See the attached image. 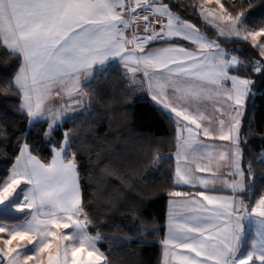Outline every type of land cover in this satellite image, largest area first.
I'll return each instance as SVG.
<instances>
[{"label": "snow or ice", "instance_id": "6c2138e0", "mask_svg": "<svg viewBox=\"0 0 264 264\" xmlns=\"http://www.w3.org/2000/svg\"><path fill=\"white\" fill-rule=\"evenodd\" d=\"M213 3L218 12L205 7ZM180 6L199 9L213 27L226 21L220 36L250 41L264 58V25L248 28L243 11L233 15L221 0H192L188 5L181 0ZM171 7L164 0H0V44L22 61L14 79L0 91L20 96L19 109L29 121L49 118L43 133L48 137L71 106L52 109L46 101L67 96L83 106L82 98L88 97L90 104L92 92L84 89L82 80L93 76L94 66L118 58L133 82L142 73L140 83H147L152 100L176 118L174 183L193 187L198 183L206 190L167 193L184 199L168 202L164 264H170L169 258L175 264H264V194L254 205L245 202L255 187L254 172L251 162L247 169L241 167V144L246 143L241 138L242 117L255 81L230 74L238 65L262 73L264 60L241 61L230 55ZM153 41L166 46L152 47ZM209 101L214 105L223 101L226 108H215L219 117L207 114ZM201 135L228 141V147L214 152L215 146L205 144ZM73 139V131H65L59 143L51 144L50 161L34 155L27 143L20 148L11 175L0 184V206L27 215L22 223L0 222V264H112L97 246L101 234L88 231L93 221L83 202ZM224 166L230 180H221L217 173ZM104 171L111 174L107 167ZM196 173H207L208 178ZM217 183L231 195L209 194L217 191ZM22 185L28 187L16 201ZM252 218L257 238L244 249L245 221ZM68 229L72 231H64Z\"/></svg>", "mask_w": 264, "mask_h": 264}, {"label": "trees", "instance_id": "16d2710c", "mask_svg": "<svg viewBox=\"0 0 264 264\" xmlns=\"http://www.w3.org/2000/svg\"><path fill=\"white\" fill-rule=\"evenodd\" d=\"M182 19L195 24L201 32L216 40L241 61L263 60L259 50L242 39L218 37L204 25L198 9L181 7V0H164ZM192 0H183L188 5ZM201 3L202 0H195ZM233 15L244 12L248 28L264 25V0H221ZM164 43L158 45L163 46ZM251 58V59H250ZM21 63L0 44V89L13 80ZM243 75L255 81L242 117L241 167L252 164L254 177L252 202L264 194V72L247 67ZM92 92L91 103L75 116L57 125L46 138L44 121H29L19 109L21 98L0 91V184L10 176L20 148L27 143L33 154L50 161L51 144L59 143L65 131H73L72 149L76 150L81 175L83 202L93 223L88 231L102 239L98 247L112 264H162V240L166 206L170 191H183L173 183L176 127L173 119L148 98L133 96L117 64L107 65L93 74L83 86ZM159 157V159H157ZM111 174L105 172V168ZM247 179V178H246ZM249 194L245 195L247 201ZM27 213L0 211V222L22 223ZM144 233L143 235L141 233ZM250 238L244 241L249 248Z\"/></svg>", "mask_w": 264, "mask_h": 264}, {"label": "crops", "instance_id": "0c3cea01", "mask_svg": "<svg viewBox=\"0 0 264 264\" xmlns=\"http://www.w3.org/2000/svg\"><path fill=\"white\" fill-rule=\"evenodd\" d=\"M205 7L206 8H214V9H216L217 12L219 11L218 5H215L214 3L213 4H206ZM198 14H199V11H198ZM200 18H201L202 22L204 23V25H206L207 27L212 29L218 37H221V38H224V39H228V40L240 39V38H237V37H234V36L233 37H229L227 35H225V36H220L219 35V28H225L226 24H227L226 21H218L217 23L219 24V28H217V27H213L212 25L208 24L204 20L203 17L200 16ZM165 22H166V18H165ZM201 34L206 36L203 32H201ZM206 37L208 39H211L208 36H206ZM211 40H214V39H211ZM175 42L178 43V44H181L184 47H189V48H194L195 47L194 45H190V43L186 42V41L176 40ZM162 43H164V42L163 41H153L152 42V47H160L158 45H160ZM163 46H166V45H163ZM110 64H117V65L120 66V68L122 70V73H123V76L125 77V79L127 81L128 88H129V90H130V92H131V94L133 96H135L137 98H148L156 107H158L160 110H162L165 114H167L168 116H170L173 119V121L175 123V127H176V145H177L178 141H177V124L175 122L176 118L170 112H168L167 110L163 109V107L161 105L157 104L155 101L152 100L151 95H150V93H149V91L147 89V83L145 82L143 84V86L140 83L144 79L143 78V74L142 73L136 74L135 82H133L132 75L127 73V71L123 68V66L121 65V63H120L118 58L109 60L106 63L105 66L110 65ZM105 66H103V67H105ZM103 67H101L99 65L94 66L93 74H94V72L96 70H99V69H101ZM92 77L82 80V86H85L86 84H88L91 81ZM227 86H229V87L231 86L230 82L228 83ZM82 99L84 101L83 106L75 104L73 102V100L69 99L67 96H61V97L53 96L52 98H50V99H48L46 101V107L52 108V109H60V108H62L65 105H70L71 106L66 111V114L62 117V119L56 121V124L54 125V128L57 125H59L62 121H64L65 119L70 118L72 116H75L77 113H80L82 111V109L84 108V105H85L84 97ZM205 107H206L207 114L210 115V116H215V117H219L220 116V113L216 112L215 108H221V107H225L226 108V106L223 104V101H221V103L215 104V105L213 104V102L209 101V102H206ZM224 119L226 120L227 116H225ZM33 121H44V122L47 123V125L50 122L49 118H45V117H40V118H37L36 120H33ZM213 127L214 128H218V124H214ZM185 135H187V134L185 133ZM199 139L203 140L205 144L214 145L215 146V148L213 150L214 152H218L219 150L227 149L228 144H229L228 141H221L219 139L212 140V139L203 137L202 135L199 137ZM176 151H177V147L175 148V152L173 154L175 167H176ZM193 167H194V165H193ZM11 171H12V169H11ZM229 171L230 170L226 166H224V167L219 168L217 170V173H218V175H220V179L221 180H230L231 177L228 175ZM174 173H175V171H174ZM10 175H11V172H10ZM196 175L208 178V174L207 173H196ZM173 183H174V177H173ZM174 185L176 187H178L179 189L183 188L185 190V192L195 193L197 191H206L205 189L201 188L198 183H197V185L195 187H193L191 185H183V184L177 185L175 183H174ZM217 185H219V186H217ZM217 185H216L217 191H210L209 194H212V195H223V196L231 195L230 189H228L226 187H223L220 183H217ZM27 187H28L27 185H22L21 189H18V192H17V194L14 197V199L16 201L22 200V191L25 190ZM170 199L181 201L184 198H182V197H174V198H170ZM168 202H169V200H168ZM168 202H167V206H166L165 231H164L163 240L165 239V237L167 236V233H168V212H169V203ZM3 209H6L5 206H0V211L3 210ZM8 209H11V210H9L10 212L20 213V212H17L14 208H8ZM6 211H8V210H6ZM163 240H162V242H163ZM161 244H162V250H163V253H164V245H163V243H161ZM27 251L28 252L32 251L31 246H29ZM177 251H179V250H177ZM46 255L47 254H45V260H46ZM164 260H165V257L163 255L162 264H164ZM169 260H170V264H175V261H172L171 258H169Z\"/></svg>", "mask_w": 264, "mask_h": 264}, {"label": "rangeland", "instance_id": "374dc122", "mask_svg": "<svg viewBox=\"0 0 264 264\" xmlns=\"http://www.w3.org/2000/svg\"><path fill=\"white\" fill-rule=\"evenodd\" d=\"M198 11H199V9H198ZM221 38V37H220ZM222 39H224V38H222ZM249 43L251 44V42L249 41ZM221 46V45H220ZM221 48H223L222 46H221ZM224 49V48H223ZM225 50V49H224ZM227 53H229L230 55H235V56H237L238 57V55L237 54H235V53H230L229 51H227V50H225ZM251 59V58H250ZM263 60H264V58H262ZM247 69V66L246 65H238L236 68H234V69H230V73L232 74V75H237V74H239V75H243L244 73H245V70ZM77 114H79V113H77ZM49 137V136H48ZM48 137H46V138H48ZM217 186H219V185H217ZM259 198V197H258ZM258 198H255L254 199V201L252 202V200H251V204H255V200L256 199H258ZM253 199V198H252ZM248 200H249V198H248ZM247 200V201H248ZM247 201H245V202H247ZM3 210H11V209H3ZM256 228H257V225H256V218H252V219H249V220H246L245 221V237H244V241L246 240V238H247V236H248V238H250V240H249V243L251 244V241H252V239H256L257 237H256ZM65 232H68V233H70L71 231H72V229H68V230H64ZM64 243H67V241H65ZM250 247V246H249Z\"/></svg>", "mask_w": 264, "mask_h": 264}, {"label": "water", "instance_id": "95a60500", "mask_svg": "<svg viewBox=\"0 0 264 264\" xmlns=\"http://www.w3.org/2000/svg\"><path fill=\"white\" fill-rule=\"evenodd\" d=\"M252 196H253V194L252 193H249V200L246 203H250L251 202Z\"/></svg>", "mask_w": 264, "mask_h": 264}, {"label": "built area", "instance_id": "2783aa9c", "mask_svg": "<svg viewBox=\"0 0 264 264\" xmlns=\"http://www.w3.org/2000/svg\"><path fill=\"white\" fill-rule=\"evenodd\" d=\"M151 15V14H150ZM142 34V33H141Z\"/></svg>", "mask_w": 264, "mask_h": 264}]
</instances>
